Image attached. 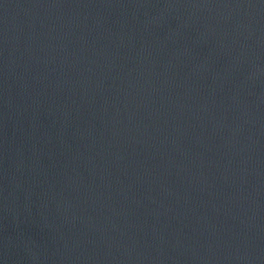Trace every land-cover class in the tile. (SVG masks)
Returning a JSON list of instances; mask_svg holds the SVG:
<instances>
[{"label": "water", "instance_id": "1", "mask_svg": "<svg viewBox=\"0 0 264 264\" xmlns=\"http://www.w3.org/2000/svg\"><path fill=\"white\" fill-rule=\"evenodd\" d=\"M0 264H264V0H0Z\"/></svg>", "mask_w": 264, "mask_h": 264}]
</instances>
